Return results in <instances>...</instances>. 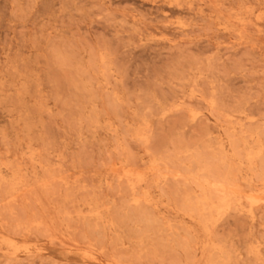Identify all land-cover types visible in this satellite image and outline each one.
Masks as SVG:
<instances>
[{"label": "rangeland", "instance_id": "rangeland-1", "mask_svg": "<svg viewBox=\"0 0 264 264\" xmlns=\"http://www.w3.org/2000/svg\"><path fill=\"white\" fill-rule=\"evenodd\" d=\"M0 264H264V0H0Z\"/></svg>", "mask_w": 264, "mask_h": 264}]
</instances>
